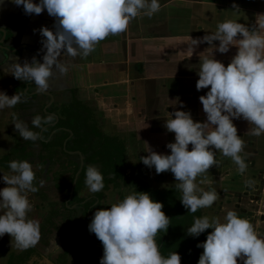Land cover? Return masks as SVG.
I'll return each instance as SVG.
<instances>
[{
  "label": "clouds",
  "instance_id": "obj_1",
  "mask_svg": "<svg viewBox=\"0 0 264 264\" xmlns=\"http://www.w3.org/2000/svg\"><path fill=\"white\" fill-rule=\"evenodd\" d=\"M13 3L23 6L29 16L40 15L46 9L56 21L55 31L48 27L34 30L42 37L43 63L33 57L31 62L25 59L22 64L14 63L7 69L17 80L34 82L35 92L39 93L48 91L49 80L55 74L63 76L67 71L65 62L58 59L62 52L67 57L86 58L108 36L126 32L136 17L151 18L162 7L159 0H40L39 3L13 0ZM232 7L239 10L235 4ZM190 39V56L200 44L209 45L199 53V59L201 55L204 58L196 71L197 91L210 89L199 97L206 121L195 122L190 111L169 113L171 118L164 127L175 134V143L166 145L171 154H158L145 142L148 155L140 157V161L149 169L154 167L156 174L170 171L177 181L175 187L182 193V205L196 213L198 209L212 207L220 198L215 189L204 191L199 187L205 182L208 170L219 164L217 150L231 158L240 173L246 170L241 156L245 142L238 136L233 120L242 117L248 121L249 135L264 134V13L256 14L254 23L248 25L230 18L218 19L213 33ZM233 46L238 51L225 67L214 54H226ZM19 102L21 96L17 93L9 97L0 92V110L12 108ZM177 102L179 98L169 102L167 97L168 104L176 106ZM180 107L185 105L180 103ZM52 119L48 116L44 123ZM40 122V117L33 121L37 126ZM15 128L24 140L39 138L23 121L15 123ZM189 145H192L191 151ZM9 168L14 175L3 176L7 187L0 190V211L4 213L0 215V237L9 234L16 247L23 251L35 247L41 239L39 221L28 218L33 210L28 193L39 189L34 186L36 177L30 162L14 160ZM198 176L205 179L198 183ZM44 183L41 180L40 186ZM85 185L93 193L104 189V176L96 166L87 167ZM163 207L149 193L136 191L118 204L97 210L88 230L103 245L99 264H181L177 252L165 258L156 241L158 233L167 232L170 226L171 219L162 211ZM225 219L226 223H220L217 217L206 215L196 218L187 229L191 237H199L212 229L206 241L196 245L203 249L198 264H238V259L243 264H264V238L257 235L254 224L236 211H228Z\"/></svg>",
  "mask_w": 264,
  "mask_h": 264
},
{
  "label": "crops",
  "instance_id": "obj_2",
  "mask_svg": "<svg viewBox=\"0 0 264 264\" xmlns=\"http://www.w3.org/2000/svg\"><path fill=\"white\" fill-rule=\"evenodd\" d=\"M33 2L39 3L40 0H33ZM159 2L162 7L158 13L151 18L144 15L136 17L130 22L126 32L108 36L95 46V51L88 57L82 58L79 55L67 57L61 54L58 59L67 58L65 78L70 84L75 83L73 87L77 86V80H80L81 75L82 81L85 82L83 85L90 90V87L98 85L107 87L106 92L100 97L98 94L101 101L102 99L110 101L118 97L128 100L132 98V108L135 109L133 124L138 130H141L145 124L148 139L158 142L157 145L164 146L161 154L170 155L171 152L166 145L170 140L175 143V134L168 132L164 125L154 131L152 117L142 116L144 115L142 113L149 110L158 117L164 118L166 122L171 118L169 113L178 110L190 111L195 122H205L206 114L203 112L199 97L206 95L210 89L197 91L196 83L199 77L196 71L199 70L200 60L204 58L201 55L199 59V53H202L209 45L200 44L190 56L188 52L191 46L190 37L202 38L206 34L213 33L218 19L230 18L246 25L254 23L255 15L264 13V0H159ZM233 4L237 5L239 10L236 11L232 7ZM29 18L30 16L24 13L23 6L17 7L13 0H0V26L7 28L15 20L17 27L21 30L26 28L27 31L24 34L37 35L38 31L34 33L29 31V28L37 30L38 26L46 27V23L42 21L50 16L45 9L41 14V20L34 16L33 22L29 24ZM214 43L217 47L219 46L218 41ZM237 51L238 49L233 46L226 54L215 53V59L227 67ZM189 67L193 69L189 70ZM4 78L3 76L0 80V92L11 97L13 95L7 91L10 88ZM93 89L98 90L97 87ZM167 97L169 102L179 98V103L177 102L176 106L168 104ZM180 103L185 107L181 108ZM11 116L10 108L0 110L1 133L6 127L2 122L10 121ZM128 119L129 122L132 120L130 117ZM233 123L237 128L238 136L245 142L241 153L247 166L245 172H238V166L232 159L224 157L217 150L216 159H219V164L217 167L210 168L205 175L206 177L213 175L214 181L219 178L222 185L220 187L228 195L229 200L235 197L229 196L233 193L236 196L243 195L245 205L235 202L233 207L236 211L238 210L237 213L241 218L251 220L256 215H248L247 212L244 214L239 211V208L242 209L243 205L250 207V211H253L254 205L256 209L263 205L264 209V198H261L263 200L260 203L253 199L257 193L264 195V134L259 137L247 134L250 124L242 117L234 119ZM191 150L192 145H189V151ZM217 173L219 174L215 176ZM226 205L231 204L225 201L222 209ZM263 209L260 212L264 215ZM256 221V223L252 221L255 224V231L259 237L264 238V231L263 235L259 231L260 224L264 221L261 218H257ZM3 237H0V259L3 257H1L3 252H5L4 256L10 252L6 248L7 244L2 240ZM99 256L95 255L94 259L83 260L79 264H99ZM238 264L243 262L238 259Z\"/></svg>",
  "mask_w": 264,
  "mask_h": 264
},
{
  "label": "rangeland",
  "instance_id": "obj_3",
  "mask_svg": "<svg viewBox=\"0 0 264 264\" xmlns=\"http://www.w3.org/2000/svg\"><path fill=\"white\" fill-rule=\"evenodd\" d=\"M1 79L2 78L0 77V80ZM79 79L80 80H77L76 83L77 86L74 87L77 98L94 110L96 121L103 133L118 137L119 139L121 138L125 141L128 154L127 166L131 167L136 165L139 167L136 176L153 189L167 190L173 188L177 181L170 171L156 174L154 167L149 169L140 161V157L148 155V146L158 154H161V150L164 149V146L157 145L158 142L148 139V135L146 134L147 127L145 124L141 130H138V128H136L133 124V120L135 118V109L132 108L131 104L133 99L131 98L128 100L118 97L113 98L110 101L105 99H102L101 101L98 98V94L100 97L102 93L106 92L107 87L98 85L90 87V90L86 85H83L85 82L82 81L81 75ZM6 83L12 85L14 84L13 78L10 74L6 77ZM74 84L75 83H71L67 85L73 87ZM67 85H64L63 87H68ZM94 87H97L98 90L93 89ZM16 93L17 95H20L17 91H15V93L13 92V95ZM56 96L58 97L57 100H59V102L69 101L71 98V94L68 91L64 93H57ZM22 103L21 99V102L16 104L17 107L14 106L13 115L10 117V121L4 120V122H2V124L6 125V127L2 130V133L0 132V135H2V137H0V158L5 156V154L10 155L12 150L16 147V142L18 141L19 143H24L25 141L30 143L34 142L32 140L22 139L18 130L15 128V123L23 121L28 124L31 131L37 133L38 126L35 125L33 121L36 119L35 114H39V106L35 107V105L29 104L30 106L27 107V109H23L21 107ZM128 110L130 112H128ZM142 114H144L142 116H146L148 118L152 117L154 131H157L158 128L164 125V118L158 117L153 112L146 110ZM128 117L132 119L130 122ZM168 143H172V140ZM26 150L25 155L19 158L21 161L26 160L32 164L36 177L34 180V186L39 189L35 193H28L29 201L33 205V210L28 213V218L39 221L41 230V239L34 248L41 252L45 259H48L49 264H73V262L74 264H79L82 263L83 260L94 259L95 255H100L99 259H101L103 256L102 242L97 239L94 233H90L88 230V225L91 223L92 219L83 218L81 213L75 215L73 218H70L68 216L69 213H65L63 210V205L64 203L66 204L67 201L66 194L68 184L73 176V170L79 161L78 157H66L65 155H61V157H49L44 154L41 158L39 156L40 146L37 145V143L33 146L28 145ZM168 150L171 152L170 149ZM127 171L129 172V170ZM218 174L219 173L215 174V176ZM11 175H14V173L10 168L0 165V190L7 187L3 180V176ZM212 176L213 175H210L209 177L207 176L205 182L199 184V187L204 191H211L215 189L220 198L212 207L203 208L204 216L207 215L209 217H217L220 223H226L227 221L225 217L227 212L236 211L233 207V203L238 202L245 205V202H243L245 200L243 199V195L236 196L234 193L229 196L235 197H233L232 200H229L227 198L228 195L220 187L222 185L220 184L221 182L219 178H217V181H214ZM201 179H205V177L198 176L197 182L199 183ZM41 180L45 181L43 186H40ZM235 180L239 181V179ZM130 187L132 188H129L125 184H121L118 189L110 186L108 190L103 189L100 191L102 198L101 201H97L91 208V212L93 213L92 215L94 216V213L101 208L110 207L113 204L122 202L127 195L133 193V186L130 185ZM120 191H122L124 196L120 195ZM97 193L91 192L86 186L79 195L81 197L91 196L92 198L96 197ZM261 198H264V195L261 193H257L256 196H253V199L257 200L259 203L263 200ZM225 201L231 205H226L225 208L222 209V205ZM228 207L230 208L228 209ZM254 207L255 210L252 208L253 211H250V207L242 205L243 210L239 208V211L244 214L247 212L248 215L252 216L256 215L250 220L251 222L253 221V223L257 222V218H261V220L264 221L263 212H260V210L263 209V205L258 206L257 209L255 205ZM236 212H238V210ZM3 214V211H0V215ZM260 225L259 231H261L260 234L263 235L262 232L264 231V223ZM74 238L80 239L82 241L81 244L72 245V239ZM2 240L5 244H7L6 248L9 249L8 251L10 252H8L6 256H4L5 252L2 253L1 257H3L0 259V264H7L11 254L21 252L22 250H19L16 247L15 240L12 239L9 234H5Z\"/></svg>",
  "mask_w": 264,
  "mask_h": 264
},
{
  "label": "trees",
  "instance_id": "obj_4",
  "mask_svg": "<svg viewBox=\"0 0 264 264\" xmlns=\"http://www.w3.org/2000/svg\"><path fill=\"white\" fill-rule=\"evenodd\" d=\"M70 93L71 98L68 102L57 103L49 110V112L54 111L58 115L56 125L46 128L40 137V129L56 120L53 117L50 122L44 123V119L48 116L43 113V120L37 132L39 138L31 143L28 141L24 143L16 142V147L12 150V153L0 158V165L9 168L11 161H21L19 157L25 155L27 146H33L36 143L40 146L39 156L41 158L46 154L49 157L65 155L66 157H78L79 159V154H81L84 158L83 166L78 175L73 196L68 201L75 175L80 168V161L73 170V176L68 184L66 194L67 201L63 205L64 212L69 213L70 218L81 213L83 218L93 219L91 208L97 201H101V192H98L97 196L92 198L91 196L81 197L79 194L86 187L85 173L87 167L94 165L104 176V190H108L110 186L118 189L121 184L132 188L130 187L132 185L133 193L136 191L149 193L154 201L162 203L164 205L162 211L171 221L167 232L161 231L156 237L161 254L167 258L171 253L177 252L181 256V264H198L203 249L197 248L196 245L205 242L212 229L206 230L199 237L188 236L187 229L192 226L196 218L204 216L203 208L198 209L196 213H191L182 205L180 201L182 193L175 186L167 190L153 189L140 180L136 176L139 167L136 165L127 166L128 154L125 141L103 133L96 121L94 110L77 98L75 89L70 90ZM54 130H56V133L50 137ZM70 152L76 153L72 155ZM120 195L124 196L122 191H120ZM74 205L76 207L72 208ZM81 242L78 238L72 239V245H79ZM37 253L34 247L13 253L10 255L7 264H29V261Z\"/></svg>",
  "mask_w": 264,
  "mask_h": 264
},
{
  "label": "flooded vegetation",
  "instance_id": "obj_5",
  "mask_svg": "<svg viewBox=\"0 0 264 264\" xmlns=\"http://www.w3.org/2000/svg\"><path fill=\"white\" fill-rule=\"evenodd\" d=\"M34 16L38 17V19L41 20L40 19L41 14L40 15L32 14L30 15V18L28 19L29 24L33 22ZM42 22H45L46 27H48L50 30L55 31V29L53 28V25L56 22L54 17H50L47 20L43 19ZM42 26L43 25L38 26L37 30L42 28ZM34 30L36 29L34 28L32 29L31 27L29 28V31L34 32ZM26 31H27L26 28L21 30L20 27H17V23L15 22V20H14V23H12V25H9L7 28L0 26V56H1L0 57V77L2 78L4 76L5 81H6L7 75H9L7 73V69L14 63L22 64L25 59L31 62L33 57H36L38 62L43 63V55L45 53L40 51V49L42 48V45L40 43L42 37L40 36L39 31L38 32L36 31L37 35H31V36L30 35L27 36V34H24V32ZM62 55H65V54L62 53ZM59 60L65 63L67 62V58L59 59ZM66 68H67V65H66ZM53 70H55L54 66H53ZM66 76H67V71L65 72V74H63V76H59V74L57 73L52 78H50L49 80L50 88L48 89L47 92H50L53 95L54 100L52 103H50L51 98L48 95H45L44 93L35 92L34 82L27 83L25 81L17 80L11 75V77L13 78L14 84L12 85V84L6 83L7 86L10 88V90L9 89L7 90L9 93H12L13 95V92L14 93L15 91L19 92L22 102H23L21 106L23 109H27V107L33 104L35 105V107L39 106L38 107L39 114L36 113L35 116L36 118L40 117L41 121L43 120V116H42L43 113H45L47 116L55 117L56 119L55 122L46 124L44 127L40 129V131H39L40 124L38 125V131H39L40 137L43 135V132L45 131L46 128H48L49 126H55L56 123L58 122V115L56 114V112L54 111L49 112V110L52 109L55 104L62 103V102H59V100H57L58 97L56 96V94L60 92L62 93L67 92V91L70 92V90L75 89L74 87L68 86L70 83H69V80L65 78ZM64 85H67L68 87H63ZM65 102H68V101H65ZM15 107H17V105H15ZM13 108L14 107L10 108L12 111V115H13ZM55 133H56V130H54L51 133L50 137H52ZM70 153L72 155H75L76 152H70ZM5 156L7 155L5 154ZM79 161L81 163V157H79ZM69 200L71 199H68V201ZM75 207L76 205L72 206V208H75ZM37 252H38L37 255L32 257V259L29 261V264L45 263L44 262L45 257H43L41 252H39L38 250Z\"/></svg>",
  "mask_w": 264,
  "mask_h": 264
},
{
  "label": "water",
  "instance_id": "obj_6",
  "mask_svg": "<svg viewBox=\"0 0 264 264\" xmlns=\"http://www.w3.org/2000/svg\"><path fill=\"white\" fill-rule=\"evenodd\" d=\"M1 32H2V31H1ZM41 58H42V57H41ZM44 94H45V95H48V96L51 98V102H50V103H52L53 100H54L53 95H52L50 92H44ZM80 157H81L80 168H79L78 173L76 174L75 180H74V182H73V186H72V188H71V193H70V197H69V199H71V197H72V194H73V191H74V187H75V185H76V180H77V178H78L79 173H80L81 170H82V166H83V156L80 154ZM44 261H45L47 264H49V263H48V262H49L48 259H44ZM50 264H51V263H50Z\"/></svg>",
  "mask_w": 264,
  "mask_h": 264
}]
</instances>
